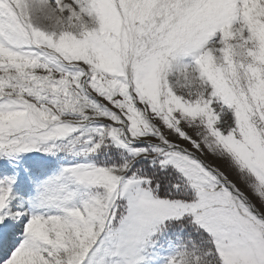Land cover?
I'll return each instance as SVG.
<instances>
[{"label":"snow or ice","instance_id":"obj_1","mask_svg":"<svg viewBox=\"0 0 264 264\" xmlns=\"http://www.w3.org/2000/svg\"><path fill=\"white\" fill-rule=\"evenodd\" d=\"M0 264H264V0H0Z\"/></svg>","mask_w":264,"mask_h":264}]
</instances>
